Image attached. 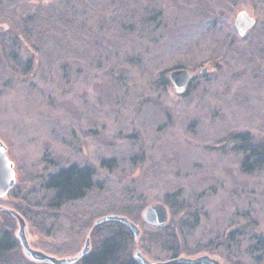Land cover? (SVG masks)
I'll list each match as a JSON object with an SVG mask.
<instances>
[{
    "label": "rangeland",
    "instance_id": "rangeland-1",
    "mask_svg": "<svg viewBox=\"0 0 264 264\" xmlns=\"http://www.w3.org/2000/svg\"><path fill=\"white\" fill-rule=\"evenodd\" d=\"M242 10L256 19L243 37ZM176 68L192 73L183 94ZM240 133L264 140V0H0V138L17 178L0 204L34 247L72 256L91 237V252L96 220L122 214L141 229L133 257L264 264V168L242 167ZM72 164L95 185L50 210L44 182ZM157 202L162 243L144 219ZM18 228L0 210L25 256Z\"/></svg>",
    "mask_w": 264,
    "mask_h": 264
},
{
    "label": "trees",
    "instance_id": "trees-1",
    "mask_svg": "<svg viewBox=\"0 0 264 264\" xmlns=\"http://www.w3.org/2000/svg\"><path fill=\"white\" fill-rule=\"evenodd\" d=\"M53 11L57 12L56 9ZM61 20L58 19L57 23L60 24ZM65 31H67L66 28ZM235 136L237 140L245 142L242 149L244 153L242 167L249 171L264 168V140L255 142L249 133H240ZM94 175V167H79L75 164L49 174L44 182L45 188L52 192L47 201L49 209L60 210L64 204L84 198L95 185ZM169 197L167 202H170ZM189 217L191 212L186 213L184 219ZM195 218L198 222L197 214ZM94 229V236L98 243L94 250L83 257L78 264H139L132 254L135 238L129 227L118 221H109L97 224ZM167 230L168 228H156L155 242L166 241ZM179 252V249L176 250L173 256H177ZM0 264L38 263L23 256L16 238L11 233L3 232L0 235Z\"/></svg>",
    "mask_w": 264,
    "mask_h": 264
},
{
    "label": "water",
    "instance_id": "water-1",
    "mask_svg": "<svg viewBox=\"0 0 264 264\" xmlns=\"http://www.w3.org/2000/svg\"><path fill=\"white\" fill-rule=\"evenodd\" d=\"M256 19L246 10L240 11L235 18V28L237 32L243 37L248 30L254 27ZM208 68L202 70L206 74ZM170 78L175 85L176 91L179 94L185 93L191 80L192 73L185 68H176L171 70ZM16 170L15 163L8 155V145L0 138V199L6 197L9 192L16 186ZM0 210H7L14 216L18 222L19 228L17 231V238L20 241L21 248L25 256L36 263L46 264H75L83 257L88 255L91 250V237H87L85 244L81 250L72 256H57L46 252L42 249L34 247L27 234L26 218L16 209L6 208L0 204ZM144 219L151 226L156 228H163L169 221V210L165 203L157 202L150 204L144 211ZM109 221H118L125 224L133 232L135 240H138L141 235V229L136 222L126 215L122 214H107L96 220V225ZM134 258L139 264H223L220 259L212 257L209 254H202L199 256H175L167 260H150L144 253L137 249L134 253Z\"/></svg>",
    "mask_w": 264,
    "mask_h": 264
}]
</instances>
